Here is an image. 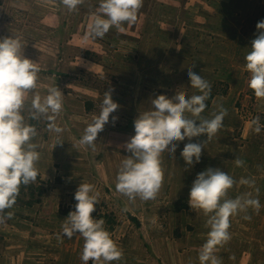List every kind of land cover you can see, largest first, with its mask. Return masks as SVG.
<instances>
[{"label": "rangeland", "instance_id": "rangeland-1", "mask_svg": "<svg viewBox=\"0 0 264 264\" xmlns=\"http://www.w3.org/2000/svg\"><path fill=\"white\" fill-rule=\"evenodd\" d=\"M99 3L84 0L70 12L61 0H0V38H22L24 55L41 68L36 92L43 96L57 85L64 93L57 123L65 129L56 134L48 131L46 119L28 120L37 127L32 142L41 154L39 174L35 182L21 186L16 204L5 210L0 264H83V237L61 235L81 182L100 192L92 215L104 219L123 251V258L110 264H200L207 217L191 209L188 200L196 175L208 167H218L237 181L254 178L261 204L258 213L249 208L230 217L231 239L215 254L222 264H264V99L249 88L244 59L257 23L264 20V0H143L134 24L125 22L123 31L112 27L102 39L88 35ZM190 67L212 86L202 115L209 117L222 104L228 110L223 127L191 168L180 152L206 135L179 142L174 158L165 151L164 181L156 198L129 202L116 191L115 178L129 155L124 145L135 134L134 119L150 110L158 95L199 94L190 86ZM109 89L119 107L94 147L83 146L79 140L99 115ZM31 99L29 93L26 119ZM257 116L258 134L250 127ZM236 157L243 167L235 166ZM244 192L257 195L254 188L237 183L229 196ZM6 211L13 214L11 219Z\"/></svg>", "mask_w": 264, "mask_h": 264}, {"label": "clouds", "instance_id": "clouds-1", "mask_svg": "<svg viewBox=\"0 0 264 264\" xmlns=\"http://www.w3.org/2000/svg\"><path fill=\"white\" fill-rule=\"evenodd\" d=\"M61 3L71 12L78 10L84 0H61ZM142 7L143 0H100L88 35L102 39L112 27L123 31L121 25L125 22L134 24ZM256 28L257 33L244 59L250 73L249 88L256 98L264 99V20L259 21ZM40 72L38 63L24 55L21 37L0 38V223L5 219V210L16 204L21 186L35 182L39 174L37 164L41 154L37 151L39 145L32 142L37 136V127L28 120L44 118L48 122V131L56 134L65 131L57 123L64 110V93L57 85L50 86L46 95L36 92ZM187 75L190 86L199 94L187 96L183 91H176L172 97L158 95L151 99V109L139 112L134 119L135 134L124 145L129 155L121 161L115 178L116 191L127 197L129 202L135 203L137 198L141 201L156 198L164 181L162 154L165 151L174 158L179 142L206 135L204 141L186 143L180 152L185 164L191 168L200 162L204 145L223 127L228 110L222 104H217L209 117L202 115L211 95L210 82L197 74L193 67L188 68ZM29 93H32V99L26 119L23 113ZM118 107L112 99V90L105 91L100 113L85 128L79 143L94 147L98 134ZM116 119L113 116L112 122ZM250 127L255 133H260L259 116L250 122ZM58 144H61L59 140ZM234 164L243 167L244 161L236 157ZM237 183L254 188L256 197L251 192L230 197L229 191ZM258 194L254 178L242 177L237 181L218 167H208L196 175L188 204L191 209L204 213L209 228L198 255L200 264H222L215 252L231 239L230 217L247 212L249 208L258 213L261 208ZM99 197L100 192L94 184L81 182L74 193L77 202L74 210L68 213L61 225L63 237H83L80 257L83 264H89V261L92 264H110L123 258L122 249L104 226V219L92 215L100 203ZM12 215L7 212L6 218L11 219ZM244 219L251 217L245 215Z\"/></svg>", "mask_w": 264, "mask_h": 264}, {"label": "trees", "instance_id": "trees-1", "mask_svg": "<svg viewBox=\"0 0 264 264\" xmlns=\"http://www.w3.org/2000/svg\"><path fill=\"white\" fill-rule=\"evenodd\" d=\"M211 96V95H210ZM212 97V96H211ZM23 189H21L20 191H22ZM42 192V191H41ZM7 212V211H6Z\"/></svg>", "mask_w": 264, "mask_h": 264}]
</instances>
